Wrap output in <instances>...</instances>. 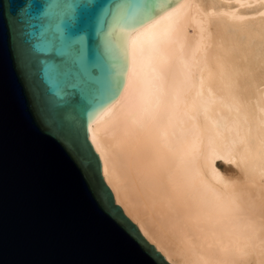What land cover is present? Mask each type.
<instances>
[{
	"label": "bare ground",
	"instance_id": "1",
	"mask_svg": "<svg viewBox=\"0 0 264 264\" xmlns=\"http://www.w3.org/2000/svg\"><path fill=\"white\" fill-rule=\"evenodd\" d=\"M115 200L172 264H264V0H172L88 120Z\"/></svg>",
	"mask_w": 264,
	"mask_h": 264
},
{
	"label": "water",
	"instance_id": "2",
	"mask_svg": "<svg viewBox=\"0 0 264 264\" xmlns=\"http://www.w3.org/2000/svg\"><path fill=\"white\" fill-rule=\"evenodd\" d=\"M172 0H0V264H172L115 200L88 139L130 38Z\"/></svg>",
	"mask_w": 264,
	"mask_h": 264
}]
</instances>
